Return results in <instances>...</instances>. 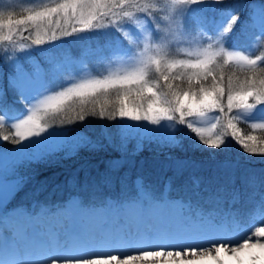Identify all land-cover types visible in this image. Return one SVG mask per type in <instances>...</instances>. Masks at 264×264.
Segmentation results:
<instances>
[{
  "label": "snow or ice",
  "instance_id": "6c2138e0",
  "mask_svg": "<svg viewBox=\"0 0 264 264\" xmlns=\"http://www.w3.org/2000/svg\"><path fill=\"white\" fill-rule=\"evenodd\" d=\"M223 3L0 0V58L15 66L11 84L25 103L23 114L12 115L0 87V141L18 145L15 152L24 159L95 147L100 142L87 135L49 131L94 116L157 126L123 123L120 140H109L120 149L126 150L130 130L136 129L169 147L181 146L183 138L194 134L198 145L223 150L231 137L244 152L264 158V134H258L264 133V118L254 119L257 112L264 113V2L222 11L210 34L207 12ZM243 7L250 9L249 20L259 30L247 49L229 44ZM64 37L88 43L79 60L69 55L57 61L49 55L51 73L61 75L73 64L79 65L78 72L50 87L39 61L32 74L24 71L18 53H51L54 42ZM44 45L48 47L37 48ZM85 57L95 58L96 66ZM241 123L250 129L247 134ZM181 132L184 137L178 138ZM229 185L235 204L241 193L234 187V174L219 191H228ZM246 185L256 187V178ZM259 186L264 188V180ZM215 204L213 211H193L191 205L145 190L140 199L116 205L125 209L119 219L134 228L104 224L97 230H46L39 243L31 216L17 221L0 205V264H160L169 259L172 264H264V192L242 238L236 235L240 210L225 209L219 195Z\"/></svg>",
  "mask_w": 264,
  "mask_h": 264
},
{
  "label": "trees",
  "instance_id": "16d2710c",
  "mask_svg": "<svg viewBox=\"0 0 264 264\" xmlns=\"http://www.w3.org/2000/svg\"><path fill=\"white\" fill-rule=\"evenodd\" d=\"M262 2H264V0H224L223 4L214 6V11L210 9L207 12V16L211 21L208 28L211 32H214L215 23H219L221 19L220 13L222 11L229 8H236L238 5H259ZM249 12V8L243 7L240 21H238L237 25L234 27V30L231 33V39L229 40V44H235L241 49L251 47L255 37L259 35L258 28L253 27L252 21L249 20ZM110 35L115 36L117 34L115 32H111ZM7 63L8 62H6L3 58H0L1 70L5 72V77L0 82V87L3 89H7L9 86V67L7 66ZM27 67H29V65H27ZM13 71L17 74L16 70ZM16 101L17 100L13 96H8L7 105L11 106L12 115H19L24 112V110L22 111L24 107L18 110ZM235 114L236 113L233 112V115ZM209 115L214 116L215 113ZM123 123L147 125V122L144 121L121 122L119 118L116 121H110L94 116H88L83 122L78 121L74 124L54 126L53 129L56 130L57 133H63L67 136L87 135L93 141H99L100 143L95 147H81L75 152H69L63 149L56 150L40 159H24L21 156L17 157L13 161L12 172L13 176L19 180V186L16 188L6 205L8 207H20L21 205L26 204L23 198V191L28 193H30V191H34L36 188H34V184L37 186L39 182L45 184L47 188L55 186L56 191L54 194L56 198H54L55 200L53 202H63L72 195H76L79 201L85 205L90 202L104 201V199L99 197L101 196L99 194L102 193V191H92L89 184L95 185L98 181H102V172L104 170H109L106 163L110 162V160L119 161L129 159L128 163L120 168H117V176L119 177L123 171L131 173L132 185L134 184L135 179L143 178V180L148 182V185L151 186L154 193L158 192L159 190L153 186L156 184L154 180L155 177H151L155 176L152 173L157 170L160 178H169V182L171 183V193L174 196L187 197L188 193H186V190L190 189L192 199L197 203L198 207L201 209L203 208L206 211H209L210 209L213 211L217 207L215 200L219 195L223 197V207L225 209L231 205H237L240 207L239 210L241 212V219H246L247 216L244 218L246 213V200L242 201L240 199L239 202L233 204L230 195H228V192L233 186L229 185L228 191L220 192L219 190L226 184V181L223 182L219 177H214L213 172L207 174L204 173L202 175L203 184L199 188H195L193 182L195 179H198V175H200L196 170H192L188 173H177L172 167L167 170L162 168V171L158 170V167L162 166L166 160H174L180 157H186L194 160H205L209 158L215 160L223 154H232V157H239V159H243L248 162L255 161V163L263 165L264 158L252 156L244 152L235 141L231 140V137H227V140L229 141L228 147L222 150V154H218L217 151H215L217 149H202L201 147L195 146V139L192 138L194 134L183 138L181 146L169 147L155 138H149L143 132H138L136 129L130 130L131 135L126 141V150L120 149L119 147L110 144L109 140H112L113 142H118L120 140L121 133L124 130ZM223 123L224 121L222 120L221 125H223ZM147 126L153 128L152 125ZM180 127L183 128V126ZM239 127L245 134L250 131L246 123H241ZM105 137H108V139H105ZM179 137H184V132H181ZM138 144H142V148L138 149ZM0 145V151L3 153H8V149L12 148L8 145V141H0ZM155 162H157L156 166L154 165ZM261 180H264V178L259 179L257 183H260ZM234 187L240 190L242 196L251 192L248 185L239 186L236 184ZM253 189L255 190V188ZM131 191V187L124 189L122 196L125 193V195L131 194ZM256 191H260L258 186H256ZM102 196L103 198L107 197L105 193H103ZM32 203L33 202H29L28 206H31Z\"/></svg>",
  "mask_w": 264,
  "mask_h": 264
},
{
  "label": "rangeland",
  "instance_id": "374dc122",
  "mask_svg": "<svg viewBox=\"0 0 264 264\" xmlns=\"http://www.w3.org/2000/svg\"><path fill=\"white\" fill-rule=\"evenodd\" d=\"M208 31L210 34H214V32H211L208 28ZM103 37H101V41H103ZM88 43L84 40H78L75 37H64L61 40H58L54 42V47L51 53L48 52H36L33 51L31 54V57L28 56V53H18L20 63L23 65L24 71L32 74L34 72L33 66L36 64L37 61L40 62L41 69L43 72L47 73L45 83L46 85L50 87H54L57 84H61L63 76L69 75L75 72L79 71V65L73 64L71 68H69L65 73L58 75L56 77H53L51 73L52 65L48 63V57L49 55L54 54L56 56L57 61H63L65 59V56H71L74 60L81 59V53L83 51L84 46ZM47 45L44 46H37V48H47ZM250 48L246 47L245 49ZM88 60L91 67H95V58H84ZM26 64V65H25ZM29 65V67H27ZM7 66L9 67V86L7 89H4V92L6 94V101L8 99V96H13L17 101L16 104L18 105V110L22 109L25 110V103L18 95L17 91L13 88L11 84V80L16 76L13 70H16L15 66L8 62ZM4 71L1 70L0 67V82L4 79ZM23 114V113H22ZM20 115V114H19ZM212 116L209 115V120H211ZM261 118H264V113L257 112L254 119L259 120ZM251 122V121H250ZM166 123V122H165ZM199 126H208L207 124H201ZM157 126H153L155 128ZM49 131H55L50 129ZM180 138V137H178ZM195 146L201 147L202 149L206 148L205 146L198 145V142L195 140L194 142ZM8 145H10L12 148L8 149V153H3L0 151V205H2L6 210L8 215H14L13 211L16 210H22V214L25 215V213H28L27 211H34L38 210L40 212V216L47 215L48 211L50 209H55L59 207H64V205L68 204L69 201L73 202L76 209H78L83 215L89 214L97 211L104 210V208L108 205L110 207L116 205H126L130 201L140 199L144 191H148L157 198L161 197H167V194L169 193L173 199L181 200L180 198H174V196L171 193V183L169 182V178L164 179V177L158 176L159 172L156 170L154 171L155 176V182L156 184L153 185L159 190L158 192L154 193L151 189V186L148 185V182H145L143 178H137L134 181V184L132 185L131 181V173L127 171H123L120 176H117V168H120L121 166L125 165L129 162V159L125 160H110V162L106 163V166L109 167V170H104L102 172V181L95 183V185L89 184L91 186L92 191H102L100 193L99 197L104 199V201L101 202H90L88 204H83L81 201H79L77 196H70L65 201H55V186L51 188H47L45 184H42V182H39L36 186L34 184V191H30V193L23 191L24 194V201L26 204L21 205L20 207H8L6 204L8 200L11 198L13 193L15 192L16 188L19 186V180L13 176L12 172V164L13 161L19 157L20 155L15 152V149L18 148V145H12L8 142ZM1 146V145H0ZM208 149V148H206ZM214 150V149H211ZM220 150V151H219ZM218 154H222L221 149L215 150ZM212 157V156H210ZM227 163L229 165H232V167H223V165ZM154 165H157V162L154 163ZM172 167L175 172H190L192 170H196L198 172V179H195L193 182V185L195 188H199L203 184V174L207 173H214V177L217 176L220 178L221 181H227L228 177L233 175L235 176V185L238 184L239 186H247L246 181L251 178L255 177L256 182L259 181V179L264 178V165L255 163L254 162H248L243 159H239V157H232V154H223L222 156H219V158H216L215 160H212V158L205 159V160H194L186 157H180L176 158L174 160H166L162 166L158 167V170H167L168 168ZM163 168V169H162ZM263 177V178H262ZM196 181H199L196 183ZM258 188L260 191H256V187L249 186V188L252 189L251 192L246 193L244 196L241 195L240 199L242 201H245V216H249L256 208V205L258 204L260 200L261 192H264V188L259 187V183H257ZM131 187L132 191L131 194L125 195L122 192H124V189ZM160 187V188H159ZM159 188V189H158ZM163 188V189H162ZM255 188V190L253 189ZM101 189V190H100ZM162 189V191H161ZM220 189V188H219ZM135 190V193H134ZM231 189L228 192V195H230ZM105 193L107 197L103 198L102 194ZM187 197L185 198L184 204L191 205L194 209L198 210L201 209L197 206V203L192 199V193L191 190H186ZM250 194V195H247ZM231 198V197H230ZM32 200V201H30ZM46 200V201H45ZM24 202V203H25ZM29 202H33L32 205L28 206ZM49 203V204H48ZM64 203V204H63ZM232 204V203H231ZM65 205V206H66ZM230 207H233L235 209H240L237 205H231ZM203 209V208H202ZM204 210V209H203ZM215 210V209H214ZM247 210V211H246ZM206 211V210H205ZM211 211V209L209 210ZM21 215V214H19ZM247 219V218H246ZM245 220V219H244ZM241 219L242 222L245 223V221ZM252 224V221L250 220L249 223Z\"/></svg>",
  "mask_w": 264,
  "mask_h": 264
},
{
  "label": "bare ground",
  "instance_id": "6f19581e",
  "mask_svg": "<svg viewBox=\"0 0 264 264\" xmlns=\"http://www.w3.org/2000/svg\"><path fill=\"white\" fill-rule=\"evenodd\" d=\"M252 191V189L250 188ZM164 199L171 200L173 202H185V198L181 197V200H176L171 197L168 193L167 197H162ZM179 198V197H174ZM224 204V203H223ZM66 205V204H65ZM62 208H55L50 209L47 215L40 216V212L36 209L34 211H27L23 215L22 210L13 211L14 216L17 218V221L22 220L24 216H31L33 222L37 225V243H39L42 239H44V233L46 230H53V231H63V229H71V228H85L90 230H97L98 228L102 227L106 224L107 227H111L113 229H119L120 227H128L134 228L135 225L128 224L127 220L123 217L119 219L121 215L124 214V208H117L116 204L112 207L110 205L106 206L104 210L89 213V214H82L78 209L75 208L73 202L69 201L68 204ZM186 205V204H185ZM223 206V205H222ZM193 211H197L191 206ZM22 212V213H21ZM21 214V215H19ZM245 219V223L241 221V227L236 230V235L238 237L243 236L244 228L250 226L249 221L250 217L247 216ZM258 226V225H256ZM160 264H172L171 259L168 261H160ZM207 264V262H204Z\"/></svg>",
  "mask_w": 264,
  "mask_h": 264
}]
</instances>
